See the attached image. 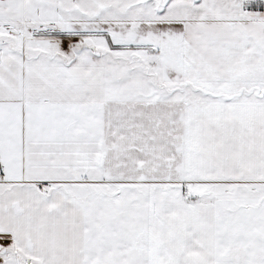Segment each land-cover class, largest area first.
Returning a JSON list of instances; mask_svg holds the SVG:
<instances>
[{"label":"snow or ice","instance_id":"obj_1","mask_svg":"<svg viewBox=\"0 0 264 264\" xmlns=\"http://www.w3.org/2000/svg\"><path fill=\"white\" fill-rule=\"evenodd\" d=\"M0 264H264V0H0Z\"/></svg>","mask_w":264,"mask_h":264}]
</instances>
